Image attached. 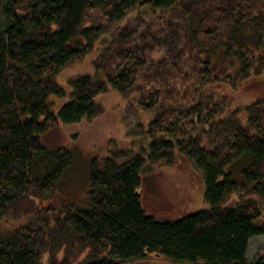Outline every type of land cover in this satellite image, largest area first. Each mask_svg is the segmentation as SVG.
<instances>
[{
	"label": "trees",
	"instance_id": "obj_1",
	"mask_svg": "<svg viewBox=\"0 0 264 264\" xmlns=\"http://www.w3.org/2000/svg\"><path fill=\"white\" fill-rule=\"evenodd\" d=\"M97 42L98 75L58 84L61 69ZM263 69L264 0H0V219L33 215L0 236V264H43V256L71 264L86 249L81 264L150 254L193 264H264V251L253 263L245 259L249 239L264 233V99L228 110L229 99L214 86L237 88ZM108 87L137 92L152 112L148 152L122 162L124 152L93 159L86 206L37 205L36 198L55 192L73 158L65 148L48 151L38 135L95 117L102 111L95 97ZM67 93L54 113L49 96ZM176 152L202 170L210 208L157 221L136 188L146 165L171 164ZM232 193L239 200L226 206Z\"/></svg>",
	"mask_w": 264,
	"mask_h": 264
},
{
	"label": "rangeland",
	"instance_id": "obj_2",
	"mask_svg": "<svg viewBox=\"0 0 264 264\" xmlns=\"http://www.w3.org/2000/svg\"><path fill=\"white\" fill-rule=\"evenodd\" d=\"M131 15L132 13L128 16ZM113 27L114 25L111 24L109 28L113 29ZM71 43L80 44L82 40L75 39ZM100 45L97 42L93 49L81 59L74 60L61 69L55 76V81L60 85H67L69 78L82 73L98 75L93 66V59ZM214 86L217 93L229 99L228 110L237 106L241 107L255 99H264V69L259 74L251 73V76L237 88L229 89L218 84ZM67 99L68 93L62 97L51 94L48 98L51 110L57 113ZM95 99L102 106V111L92 119L82 118L75 122H59L55 127L38 135L39 142L48 151L65 148L72 152L73 158L59 180L55 192L48 198H36L37 205L60 207L67 201H74L86 206L89 203V172L93 159L102 163L105 158L124 152L125 156L117 157V160L122 162L138 153L146 155L148 152L150 139L144 130L153 114L138 103V93L122 95L108 87ZM39 164L37 161L38 166ZM243 164L244 162L240 161L234 165L233 173H237ZM37 165L32 166L33 175L39 173ZM145 167L140 175L141 181L136 191L140 196V203L145 213L153 216L157 221H175L199 210L210 208L204 198L203 172L187 155L176 152L175 161L171 164L158 162ZM237 200H239V195L232 193L224 204L231 207ZM32 217V214L26 213L0 219V236L15 230ZM263 251L264 233L252 236L248 241L245 254L247 263H253ZM88 253V249L84 250L71 264L83 263ZM56 259L58 261L60 256L57 255ZM42 263L49 264V258L43 256ZM123 264L193 263L175 262L163 255L150 254L144 258L128 260Z\"/></svg>",
	"mask_w": 264,
	"mask_h": 264
}]
</instances>
